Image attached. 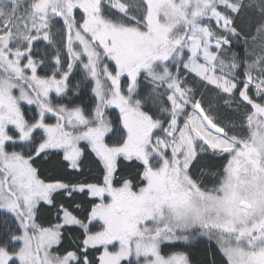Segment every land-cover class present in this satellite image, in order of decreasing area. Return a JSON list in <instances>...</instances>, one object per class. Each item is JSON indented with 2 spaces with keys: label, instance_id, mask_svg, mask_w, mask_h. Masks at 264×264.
I'll return each instance as SVG.
<instances>
[{
  "label": "snow or ice",
  "instance_id": "snow-or-ice-1",
  "mask_svg": "<svg viewBox=\"0 0 264 264\" xmlns=\"http://www.w3.org/2000/svg\"><path fill=\"white\" fill-rule=\"evenodd\" d=\"M0 264H264V0H0Z\"/></svg>",
  "mask_w": 264,
  "mask_h": 264
},
{
  "label": "trees",
  "instance_id": "trees-1",
  "mask_svg": "<svg viewBox=\"0 0 264 264\" xmlns=\"http://www.w3.org/2000/svg\"><path fill=\"white\" fill-rule=\"evenodd\" d=\"M207 99L205 100V106H207ZM113 112H115V110H112ZM216 112L218 114V116L220 117L221 121L224 123H227L230 120L235 119V117L232 115L231 111L226 109L225 107H219L216 109ZM111 119L115 120V115H112L110 117ZM197 255H200V253H196Z\"/></svg>",
  "mask_w": 264,
  "mask_h": 264
},
{
  "label": "flooded vegetation",
  "instance_id": "flooded-vegetation-1",
  "mask_svg": "<svg viewBox=\"0 0 264 264\" xmlns=\"http://www.w3.org/2000/svg\"><path fill=\"white\" fill-rule=\"evenodd\" d=\"M34 107V106H33Z\"/></svg>",
  "mask_w": 264,
  "mask_h": 264
}]
</instances>
